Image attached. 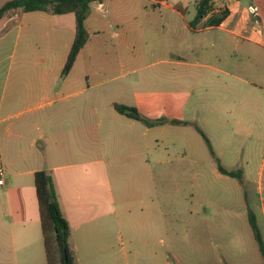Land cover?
<instances>
[{"label":"rangeland","instance_id":"rangeland-1","mask_svg":"<svg viewBox=\"0 0 264 264\" xmlns=\"http://www.w3.org/2000/svg\"><path fill=\"white\" fill-rule=\"evenodd\" d=\"M178 1L185 3V0ZM199 1L186 0L187 19L195 15ZM236 4L235 7L239 5L242 12H237L232 20L244 15L252 23H259L263 36L258 38L264 41V19H261V16L264 18V0H238ZM251 7L256 8L261 20ZM162 20L164 18L155 13L145 19L151 25L146 26L145 56L136 61L140 62L141 69L112 81L117 84L129 80L141 87H108L99 90L98 100L99 103L125 101L127 105L138 104L139 111L147 117L166 116L190 120L192 124L188 128L171 124L156 126L147 130L144 141H131L121 139L127 126L126 118L115 116L107 125L98 119V127L105 133L97 143L92 141V147L97 150L92 153V158L106 159L109 164L107 175L113 183L116 202L135 205L152 196L155 203L153 209L148 207L143 212L134 206L127 208L129 212L119 210V219L108 221L106 243L85 252L84 259L128 261L129 264H241V258L251 257L254 249L259 255L247 224L246 207L232 187L213 180L215 161L194 124L205 133V119L218 115L215 106L225 101L249 103V92L254 94L255 91L246 86L236 87L235 76L251 80L252 77L245 74L255 69L252 57L259 51L249 47L250 44L241 38L242 35L248 37L249 33H243L232 20L223 27L199 34L188 33L179 19L175 20V28L162 27ZM160 59L182 64H165ZM113 74L118 73L115 70ZM256 94L262 95L264 100L263 92ZM110 109L109 104L100 103L98 113L107 118ZM245 113L238 108L235 113H223L218 117L234 121ZM89 145L87 140L69 141V147L75 149L73 160L81 162L75 175L76 191L86 196L87 192L93 191L98 207L102 209L101 199L107 198L105 178L98 173L99 170L95 172L97 175L91 176V166L87 162L91 156L84 155ZM242 146V157L248 161L249 168L254 171L259 164L264 165L263 141H258L252 152L248 149L249 142L243 141ZM225 158L232 160L234 156L228 153ZM69 162L64 159L55 164L65 165L62 169L69 171L66 167ZM148 167L154 174L152 182L148 179ZM3 179L7 184L0 186L3 201L0 209V264H46L34 187L31 192L34 223L28 221L25 237L18 238L15 233L18 217L8 204L10 179L7 176ZM252 192L255 203L247 206L257 215V225L264 241V221L257 203L259 198L264 199V182L261 189L254 188ZM85 204L90 209V203Z\"/></svg>","mask_w":264,"mask_h":264},{"label":"crops","instance_id":"crops-1","mask_svg":"<svg viewBox=\"0 0 264 264\" xmlns=\"http://www.w3.org/2000/svg\"><path fill=\"white\" fill-rule=\"evenodd\" d=\"M213 1L226 3V17L218 25H210L211 17L223 12L213 16L205 15L195 22L194 26L190 25V21L195 15L190 19L185 15L186 0L185 3L178 0L91 1L89 14L84 21L87 41L66 75H62V69L74 39L73 13L53 14L49 11L24 12L14 9L0 18V167L4 169L3 177L10 179L8 204L18 217V229L15 231L18 238L25 237L23 235L27 222H33V174L37 170H45L52 176L60 209L70 226V247L76 264H129L128 261L117 263L84 259V253L97 249L100 243H106L108 221L119 219V210L129 212L127 208L132 209L133 206L142 212L148 207L153 209L155 198L148 196L135 205L124 201L116 202L113 183L107 175L110 171L109 164L106 159L92 158V153L97 151L92 147V141L97 143L105 133L98 127V119L107 125L115 116L126 118L127 126L121 139L131 141H144L147 130L156 126L147 127L137 120L119 114L113 104L127 105L125 101L100 102L111 107L107 118L101 117L98 113L99 90H107L108 87H141L129 80L117 84L112 81L141 69L138 66L140 62L136 61L145 56L146 26L151 25L145 19L150 15L155 13L164 18L161 21L162 27L167 28L169 25L175 28V20L179 19L188 33L199 34L214 27H223L235 18L237 12H242L239 5L235 7L238 0ZM3 2L4 0H0V4ZM255 10L256 8L254 13L257 18L264 19L262 16L260 19ZM232 21L236 26L239 25L243 33H249L248 37L241 36L250 44L247 45L259 51L252 57L255 69H252L251 73L244 72L252 77L251 80L235 76L238 82L236 87H250L255 92H249L251 100L248 104L225 101L215 106L218 115L205 119V135L221 165L228 170L241 171V180H238L220 173L216 167L212 171L213 180L232 187L247 211V205L255 203L252 190L261 189L264 182V165L259 164L253 171L249 168L248 161L242 157L243 141L249 142L248 149L251 152L258 141L264 143V100L261 99L262 95L256 94L258 91L264 93V41L258 38L263 36L259 23H252L251 19L244 15ZM113 27H117L116 30H113ZM202 49L205 50L203 46ZM160 60L170 65L182 64L180 61ZM113 65L114 68L111 69ZM144 67L146 66H142ZM115 70L117 75L113 74ZM135 107L139 108L138 104H135ZM238 108L246 113L239 115L234 121L218 117L223 113H235ZM160 117L167 119L164 124H169V119H177ZM181 121H187L188 124L171 125L188 128L192 124L190 120ZM82 140L91 144L84 150V155L91 156L87 161L91 166V176L97 175L99 170L98 173L105 178L107 198L101 199L102 209L98 207L99 203L93 191H85L88 196L76 191L75 175L81 162L73 160L76 156L75 149L69 147V141ZM228 153L234 156L232 160H225ZM64 159L71 161L66 164L69 171L62 169L65 165L55 164L56 161ZM147 175L150 182L155 180L150 167ZM4 181L6 185L7 182L5 179ZM263 200V197L259 198L257 203L264 221ZM87 201L91 205L90 209H87L85 204ZM2 203L0 199V209ZM36 207L40 224L37 199ZM254 215L257 222L256 213ZM1 219L0 215V224ZM247 224L250 227L248 217ZM256 248L258 249L257 245ZM241 261V264H263V259L260 253L257 255L256 249L251 257H242ZM220 263H223L222 259Z\"/></svg>","mask_w":264,"mask_h":264},{"label":"trees","instance_id":"trees-1","mask_svg":"<svg viewBox=\"0 0 264 264\" xmlns=\"http://www.w3.org/2000/svg\"><path fill=\"white\" fill-rule=\"evenodd\" d=\"M91 1L93 0H6L0 4V18L8 11L14 9H21L24 12L49 11L53 14L73 13L75 16L74 39L62 69V75H66L71 69L77 54L87 41V31L84 26V21L89 14V4ZM210 1L211 0H200L197 3L196 14L193 20L190 21L191 26H194L195 22L206 15L210 7ZM226 14V11H223L222 14L211 17L209 24L218 25L226 17ZM113 107L119 114L137 120L147 127L161 125L167 121L165 117L149 118L142 114L137 107L132 105L114 103ZM168 123L188 124L187 121L177 119H169ZM194 127L206 143L215 161L217 170L224 175L241 180V171L224 168L215 155L205 133L196 124H194ZM33 181L38 204L46 264H76L73 251L70 247V226L60 209L51 174L45 170H37L33 174ZM247 215L251 231L264 264V241L257 225L255 215L249 208L247 209Z\"/></svg>","mask_w":264,"mask_h":264},{"label":"built area","instance_id":"built-area-1","mask_svg":"<svg viewBox=\"0 0 264 264\" xmlns=\"http://www.w3.org/2000/svg\"><path fill=\"white\" fill-rule=\"evenodd\" d=\"M226 3L225 2H220L217 3L216 1L211 0L210 1V7L206 13V15L208 16H212L215 13H219V12H223L224 10H226ZM251 11L254 12V8L251 7ZM3 175H4V169L2 167H0V186H4V179H3Z\"/></svg>","mask_w":264,"mask_h":264}]
</instances>
